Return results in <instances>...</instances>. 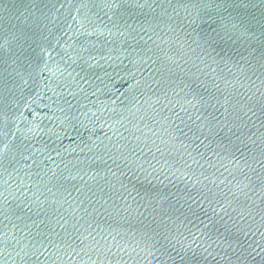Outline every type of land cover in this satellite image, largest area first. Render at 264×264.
Returning a JSON list of instances; mask_svg holds the SVG:
<instances>
[{
  "label": "water",
  "instance_id": "95a60500",
  "mask_svg": "<svg viewBox=\"0 0 264 264\" xmlns=\"http://www.w3.org/2000/svg\"><path fill=\"white\" fill-rule=\"evenodd\" d=\"M0 264H264V0H0Z\"/></svg>",
  "mask_w": 264,
  "mask_h": 264
}]
</instances>
